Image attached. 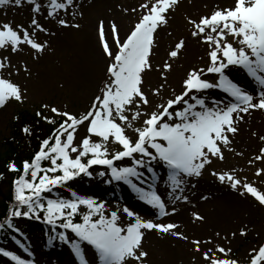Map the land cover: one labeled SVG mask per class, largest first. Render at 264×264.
<instances>
[{"label":"snow or ice","instance_id":"1","mask_svg":"<svg viewBox=\"0 0 264 264\" xmlns=\"http://www.w3.org/2000/svg\"><path fill=\"white\" fill-rule=\"evenodd\" d=\"M74 2L47 0L45 18L55 19L62 28L79 29V23L58 18L59 13H67ZM24 3L31 6L34 14L29 26L17 25L13 28L9 22L0 23V49L17 54L27 47L33 60H38L48 44L36 39L35 34H49L37 18L42 11L41 3L39 0H0V6L20 7ZM180 4L181 0H140L137 6L122 5V14L136 16V22L123 39L115 20L110 24L111 40L104 20L99 21L98 39L102 54L108 61L106 80L87 110L79 115L48 104H44L43 108L53 116L36 111V117L46 123L56 125L54 117H61L62 121L49 138L42 140L39 151L32 159L23 161L22 169L14 161L8 163L9 172L20 174L13 181L14 206L0 222V229L16 232L14 220L23 217L42 218L55 231L59 221V228L65 230L58 233L59 239L71 243L80 264H85L81 243L95 249L100 264H147L149 253L143 248L146 232L189 240L182 231H177L179 224L141 219L128 207L122 209L129 218L125 226L118 223L120 210L107 212L103 203L92 198L75 192L69 199H46L43 195L77 177H91L93 173L90 169L99 166L104 169L98 172L99 176L109 175L111 181L123 182L140 201L155 210L158 218L174 215L176 207L168 210L157 191L151 186L145 190V172L153 173V164L164 166L168 171L166 187L172 203H187L188 197L183 193L191 180L200 178L214 162H223L225 149L234 151L232 140L240 131L239 123L244 116L254 111L264 112V0H232L230 6L216 5L210 13L198 18L191 15L185 17L192 39L206 46L207 62L204 66L189 69L177 92L168 83L169 74L187 48L186 39L176 40L167 50L163 63L154 65L152 56L158 46L159 31L168 27L172 13ZM168 34L172 35L171 32ZM8 67L16 66L11 64L8 56H3L0 70ZM231 68L245 70L259 85L258 94H250L233 82L228 75ZM20 70L16 68L17 73ZM23 71L29 72L26 64ZM153 71L159 74V82L149 84L146 91L145 76ZM168 88H171V93L165 98ZM210 90H219L228 99H216L211 96ZM25 91L11 80L0 77V108L12 100L22 103ZM81 127L85 134L77 140ZM129 129L135 133V138L127 135ZM22 131L25 135L33 134L29 126ZM259 140L264 144V136H259ZM110 145L114 146L111 150ZM236 155L242 156L243 153L236 152ZM125 160L130 161L128 166H117L115 163ZM44 161L48 162L47 167L43 166ZM248 163L252 166L259 163L261 166L256 167L254 174L264 179V147ZM210 174L221 184L227 183L241 196H251L264 208V191L247 178H238L235 169H213ZM0 178H3L2 175ZM81 206L87 211L81 214L82 222H74L73 218L80 214ZM192 218L194 222L205 219L198 212H193ZM66 231L73 233L76 239L69 241ZM248 231L245 225L239 229V236H247ZM216 236L220 237V233L217 232ZM236 236L237 232L231 233L232 238ZM220 238L231 243L227 236ZM16 243L22 246L19 239ZM191 243L194 251L201 253L207 264H240L239 260L232 258L230 247L214 244L211 239H196ZM202 244L213 246L205 250ZM24 251L27 252V249ZM0 255L12 264H31L3 248H0ZM248 264H264V243L249 249Z\"/></svg>","mask_w":264,"mask_h":264},{"label":"rangeland","instance_id":"2","mask_svg":"<svg viewBox=\"0 0 264 264\" xmlns=\"http://www.w3.org/2000/svg\"><path fill=\"white\" fill-rule=\"evenodd\" d=\"M79 1L80 0H75L74 6L71 7V12L75 13L77 17H79L80 15L78 13ZM214 8L215 7H213L209 11H206L203 14L210 13L212 10H214ZM200 16L197 17L195 16L193 18H198ZM31 17L32 16L28 14L24 15L23 12L15 15L11 7L8 8L7 10L3 8L0 9V23L9 22L12 24L13 28H16L17 25H23L24 27L27 28L30 24ZM135 22H136V18H134L130 23V25L127 26L125 30L126 33L125 36L128 34L129 30L132 28ZM171 22L172 19H169L170 24ZM47 24L48 23L45 20H42L41 25L43 27L46 25V29H48V32H52V33H55L58 29L65 31L75 29V28H62L56 23V20L55 22H49V24L48 25ZM189 27L190 26L187 25L186 20L184 19L181 23L180 28L172 26L171 24L168 25L167 28L161 29L158 33V37L156 41L158 46L155 47L154 49L155 54L152 56V62L154 65L161 64L163 63L164 59H166L167 57V50L174 45L176 40L180 38L186 39L187 48L184 52H182L180 58L175 62L173 66V71L169 74L168 83L169 85H171V88H175L177 92L180 91L181 81L184 75L186 74V72L189 69H191L193 66H204L207 62L206 46L197 43L195 40L192 39L190 32L188 30ZM169 32H171L172 35H169L168 34ZM35 36L40 37L41 36L40 32H37ZM229 39L231 40L232 37H229ZM3 56H8L10 58L11 64L15 65L16 67H8L3 70H0V77L11 80L12 82L18 84L22 90H26V91H25V99L23 100L22 103L12 100L8 102L5 107L0 108V145L6 139H8L12 134L10 132L11 123L13 121L15 114L18 111L21 110L29 111L31 114L32 113L35 114L36 111H43L45 112L46 115L53 116L52 113H50L47 109L43 108L44 104H48L55 106L61 109L62 111L67 110L69 112L79 115L87 110V108L90 106L92 102V99L94 98L95 95L99 94V89L103 86L104 81L106 80V76H105V78L101 81L100 85L96 86L95 90L92 91L89 98L87 100H83V97L78 95L80 93L79 89L68 88V86H66L62 82L55 83L53 90H51V88L48 89L50 87V84L46 79L45 74L47 73L49 65L48 63L45 64L46 59L43 58V55L40 57V59L33 60L31 50L25 47L23 51L17 54H12L10 51H5L3 49H0V59H2ZM201 57H204V59H201ZM107 63L108 61L104 65L105 72L107 68ZM25 64L27 65L29 72L23 71V65ZM16 68L21 69L19 73H17ZM44 77H45V81H44ZM158 82H159V74L157 72L153 71L151 73H148L145 76V90L146 91L148 90L149 84L155 85ZM176 85H179L178 87L179 89L176 88ZM171 88H168L164 93L165 98H167V96L171 93ZM254 112L252 113L254 114ZM261 113L262 114L260 113L258 114L257 112H255L254 115L258 116L259 119L262 118L264 119V112ZM54 118L56 120L62 121L61 117H54ZM84 134H85L84 129L83 127H81L79 130V135L77 136V140H79ZM127 135L135 138V133L131 129L127 131ZM113 147L114 146L110 145L109 146L110 150ZM261 147H264V144H256L251 150H249L246 154H243L242 156L241 155L232 156L230 155L232 151L230 152L225 149L224 151L225 160L223 162L221 161L214 162L211 166H209L208 170L204 171L203 175L200 178L192 179L191 182L186 186V190L183 194L188 197L187 203L177 202L173 204L169 197L168 194L169 190L165 186V183L161 184L162 186H164L162 188V192H163L162 195L160 194L161 193L160 186L154 188L155 191L160 192L158 194H160L164 199V201H166L165 202L166 205H169V207L167 208L168 210H170L172 207H176L177 209L174 215L160 217V220L166 221L169 217H173L183 212L189 217L188 218L189 220H193L192 218L193 212H198L200 215H202L203 213L200 212V210H208V208L210 209L212 207L218 208L217 206L212 204L213 201L216 198H220L222 195H226V193L232 191L234 192V194H236L239 200L242 201V203H245L244 205L252 213L248 211L245 212L243 209H241L242 211L239 214L240 215L239 220L238 221L235 220L234 223L232 224V227L230 229L226 228V231L224 233L226 234L227 237H229L231 243H229L228 240H223L225 243L221 241V244L220 243L218 244L223 246L225 245L226 248L230 247L232 249V253H231L232 258L239 260L240 264H248L249 249L256 245L264 243V208H261L251 196H241L239 192L233 190L227 183L221 184L214 176L210 174V172L213 169L216 171H231L235 169V174L237 175L238 178L241 179L247 178V180L249 182L254 183V185L258 189L264 191V179L258 178L254 174L256 167H260L261 165L257 163V165L252 166L249 165L248 163V160L254 157L259 152ZM129 164L130 162L127 163L126 165H117V166H128ZM95 167H99V166H93V168ZM99 168H100L99 170L104 171L103 168L101 167ZM153 169H154L153 173H156V169L160 170L161 167L158 168L157 166L156 167L153 166ZM96 176H98V178H94L95 176L93 177L80 176L75 178L74 180L81 178H89L86 180V184H84V186H82L81 188L78 185H72L71 182L74 181L72 180L63 186H59L53 189L52 193H44L43 195L45 196L46 199H56V198L69 199L71 198V194L75 192L77 195L86 198H92L96 202L103 203L105 205V209L107 212L121 208L122 207L121 203H117L111 198L103 197L99 193L91 191L101 188L105 183H107L108 179H110L109 175L103 176V179L99 175ZM146 177L148 176L145 173V178ZM147 185L148 184L146 181L143 187L145 188V186ZM192 185H195V187H193ZM202 197H206V199H202ZM245 198L249 200H245ZM218 200L219 199H217V202ZM86 211L87 209L81 206L80 214H77L75 218H73L74 222H78V223L82 222L81 214H83ZM123 220L124 219L121 218L120 221L124 223ZM245 225H247L249 231L247 236L241 237L239 236V229H241ZM191 226H193L191 229V234L189 235V240L186 242L191 243L192 240H196V239L203 241L204 238H202L201 236L199 237L198 236L199 234H197L198 231L196 229L197 226L195 224H191ZM234 231L237 232V236L235 238H232L231 233ZM66 232L69 233L68 231ZM69 234H73V233L70 232ZM73 236L75 235L73 234ZM176 240L179 241L178 238ZM180 243H184V242L180 241ZM180 243L175 244L173 249L176 250L178 248H181V245H179ZM227 243H229L228 247H227ZM191 246L194 247L193 244H191ZM5 247L7 250L11 252H15L16 250L15 245L13 243H10ZM81 248H82L81 253L82 256L84 257L85 264H100L96 262L97 260H99V257L95 252L94 248L87 245L86 243H81ZM143 248L149 253V256L147 258V264L164 263L162 262L163 257L160 255V251H156V255H155L152 246H150V243H147L145 239H143ZM26 249L27 252L25 251V253L27 254L28 257L30 256L29 259L27 258V261H30L31 264H80V260L71 250L72 248L70 249L64 242L54 243V244L51 243L41 244L36 239H30V242L26 246ZM33 249H35L36 252L34 253L31 252ZM63 250L67 251L69 254H67L66 252L64 256L60 257V255H63L60 254L63 253L62 252ZM54 254H57L59 256L55 257ZM172 261L173 264L178 263L175 259H172ZM197 263L207 264V262L203 260L201 253H198V262L197 259L196 261H193L192 259L181 262L180 264H197ZM0 264H12V263L9 260L3 258L2 255H0Z\"/></svg>","mask_w":264,"mask_h":264},{"label":"bare ground","instance_id":"3","mask_svg":"<svg viewBox=\"0 0 264 264\" xmlns=\"http://www.w3.org/2000/svg\"><path fill=\"white\" fill-rule=\"evenodd\" d=\"M39 2L42 6L41 14H37L39 23L41 24L42 20H45L48 24L49 22H55V19L45 18L47 0H39ZM139 3L140 0H80L78 4V13H82V15H79V17L73 15L74 13L71 12V8H69L67 13L60 12L58 18H66L70 23H79L80 28L67 31L58 29L55 33L48 32L49 34L40 32V37L35 36L39 41H46L48 44V48L43 53V58L46 59L45 64L48 63L49 65L47 73L45 74L46 79L50 84L48 89L51 88V90H53L55 83L62 82L68 86V88L79 89L80 93L78 95L82 96L83 100H87L92 91L95 90V87L100 85L101 81L106 76L104 65L107 62V59L102 54V46L98 39L99 21L104 20L106 33H108V38L111 40L110 24L115 20L120 26V35L123 39L126 34L125 30L127 26L130 25L136 16L134 14H122L120 7L122 5L124 7H133L137 6ZM231 4L232 0H181L180 6L170 17V19H172L171 24L172 26L180 28L182 21L187 15L197 17L213 7H216V5L225 7ZM10 7L15 15L21 12H23L24 15H34L31 12L30 5L27 3H24L20 7L14 5L0 6V9L3 8L7 10ZM171 24L169 23V25ZM44 27L46 28V25ZM228 75L243 89L251 90L254 94H258L259 85H257L255 81L243 71V69L232 68L229 70ZM178 87L179 85H176V88ZM210 92L211 96L216 99H228L226 95L219 90H210ZM255 112L262 114L261 111ZM254 114L245 115L242 121L243 124L240 122V131L233 138L231 144L234 151H232L230 155L240 156L236 155V152L246 154L254 147V145L262 144L259 140V136H264V119H259L258 116ZM129 162L130 161L125 160L117 161L115 163L116 165H126ZM153 166H156V164H153ZM99 169V167L91 169L90 171L93 173L91 177L95 176L94 178H98L96 175L101 171ZM87 179L89 178L76 179L72 181L71 184L78 185L81 188L86 184ZM159 184L157 186H159ZM91 191L97 192L103 197L111 198L117 203L122 204L121 208L115 209L120 210V220L121 218L124 219V223L120 220L118 221L121 225H126V223L129 222V218L122 212L124 207H128L141 219L152 220L156 223H177L180 225L177 231H182L188 237L191 234V229L193 227L191 224H195L197 226L196 229L198 230V236H201L204 240L211 239L213 242L215 241L214 244H221V241L225 243L223 241L224 239H221L220 237L226 236V234H224L226 228L230 229L234 221L239 220V214L242 211L241 209L245 212L248 211L252 213L244 205L245 203H242L236 194L231 191L226 193V195H222V198H216L213 201L212 204L218 208L212 207L210 209L208 208V210H200V212L203 213L202 216L205 218L203 222L189 220V217L184 212L169 217L166 221H162L157 220L154 209L140 201L136 194L123 182H116L108 179L107 183L101 188ZM160 192L163 194L162 189ZM217 199H219L218 202ZM245 200L249 199L245 198ZM217 232L220 233V237L216 236ZM143 239H145L147 243H150L155 255L156 251H160V255L163 257L162 262H164L162 264H173L172 259H175L178 262L177 264L192 259L193 261H196L197 259L198 262V253L194 251V247L191 246L192 243L180 239L178 241L176 240V237L171 235L161 236L154 231L146 232ZM180 241H183L184 243H180ZM177 243H180L179 245H181V248L174 250L173 248ZM201 246L207 250L213 245L202 244ZM228 246L229 243H227V247ZM62 252L63 253L60 254L63 255H60V257L64 256L67 251L63 250ZM67 254L69 253L67 252ZM54 256L56 257L59 255L54 254ZM96 262L100 263L99 260Z\"/></svg>","mask_w":264,"mask_h":264},{"label":"trees","instance_id":"4","mask_svg":"<svg viewBox=\"0 0 264 264\" xmlns=\"http://www.w3.org/2000/svg\"><path fill=\"white\" fill-rule=\"evenodd\" d=\"M18 118V119H17ZM59 122H57L58 124ZM29 126L33 130L32 135H25L22 129ZM55 129V125L43 122L35 114L29 111H18L11 123V135L0 145V222H3L14 206V186L13 181L20 173L9 172L7 165L14 161L21 169L25 160H31L39 151L42 140L49 138ZM30 178V177H29ZM41 215V214H40ZM42 216V215H41ZM42 219V218H41ZM19 218L15 219L16 229L23 233H38L43 237V232L48 233L47 237H52L51 231H47L49 224L43 220ZM51 229V228H50ZM60 228H56L55 231ZM53 231V229H51ZM53 231V232H55ZM14 232L0 229V246L2 242H7Z\"/></svg>","mask_w":264,"mask_h":264}]
</instances>
